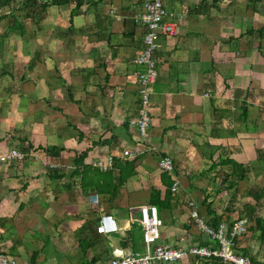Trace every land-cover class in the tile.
Returning <instances> with one entry per match:
<instances>
[{
    "label": "crops",
    "instance_id": "obj_1",
    "mask_svg": "<svg viewBox=\"0 0 264 264\" xmlns=\"http://www.w3.org/2000/svg\"><path fill=\"white\" fill-rule=\"evenodd\" d=\"M50 1L0 0V154L25 153L0 161V250L18 264L144 254L154 245L143 241L139 208L154 199L162 203L155 205L162 220L156 243L215 247L189 220L192 200L210 225L206 196L221 222L247 220L232 249L264 263V236L245 206L255 205L264 222L259 201L247 198L241 213L216 206L223 192L216 189L232 170L226 160L244 165L245 178L264 165V0L163 1L179 33L159 38L145 140L131 122L138 109L133 59L144 34L133 16L143 0ZM134 149L135 156L123 155ZM108 156L112 168L92 166ZM163 156L173 172L159 168ZM163 172L172 181L167 200ZM103 213L117 231H96ZM154 264L208 263L187 256Z\"/></svg>",
    "mask_w": 264,
    "mask_h": 264
},
{
    "label": "built area",
    "instance_id": "obj_2",
    "mask_svg": "<svg viewBox=\"0 0 264 264\" xmlns=\"http://www.w3.org/2000/svg\"><path fill=\"white\" fill-rule=\"evenodd\" d=\"M164 0H143L142 10L136 13L133 18L144 27L143 46L134 57V62L138 68L134 75L138 80V109L136 118L131 121L137 128L140 137L145 140L148 136L150 124V95L151 87L157 77L156 51L161 35L175 36L179 33V24L170 19V14L165 9ZM137 149L123 151L126 157L135 156ZM25 158V153L16 148H10L0 154V161H18ZM92 166L107 170L112 168L114 161L111 156L105 159H95ZM160 169L173 172V162L169 156H163L158 160ZM178 186L177 181L172 184L171 190L175 191ZM93 204L99 201L98 194L92 193L89 197ZM190 217L194 227L209 238L214 240L215 247L205 245H190L188 247L170 246L163 243H156L160 238V228L162 220L158 215L155 205H145L139 208L140 223L143 226V241L148 245H154L151 250L144 254H128L111 257L98 264H154L157 262L172 263L183 257L192 256L197 261H204L208 264H264L252 261L249 257L237 253L232 249L233 239L244 233L246 229L245 218H238L231 224L220 222L217 228H213L199 215L196 204L189 200ZM117 223L109 213L99 216L96 231L106 234L117 231ZM0 264H18L16 259L0 250Z\"/></svg>",
    "mask_w": 264,
    "mask_h": 264
},
{
    "label": "trees",
    "instance_id": "obj_3",
    "mask_svg": "<svg viewBox=\"0 0 264 264\" xmlns=\"http://www.w3.org/2000/svg\"><path fill=\"white\" fill-rule=\"evenodd\" d=\"M36 1L37 0H24L25 4H27V5H32ZM70 1L71 0H51L50 2L53 3V4L60 5V4H64V3H67V2H70ZM74 1H75V7H78V6H80L83 3L84 0H74ZM252 1H259V0H252ZM80 157L81 156H79L76 159V161L77 160L78 161L81 160ZM226 161L231 163L232 170L228 171V172H226V174H224V177L221 179V185L218 187V189H216L218 192L223 191V190L235 189V187L238 184V179L243 177L241 174H244L245 170H246L244 165H242L241 163L236 162L233 159H229V160H226ZM226 161H225V159L224 160L223 159L220 160L221 163H224ZM214 166H216V165H213V163H212L211 164V168H213ZM124 178L125 177L122 176L121 179H120V182L123 181ZM162 178H163L164 184L166 185V192H165L164 200H167L168 197H169V188H170V185H171L172 181L170 180L169 175L166 172H163V177ZM206 200H207V198L205 196L203 201H202V204L204 205V208H206L207 215L210 216V219H209L210 220V225L213 228H217L218 224L221 221H223L222 220V215L221 214H216L215 211L210 206V202H206ZM152 204L153 205L157 204V205L160 206L162 203L154 199ZM245 206L249 208V211H248L249 215L248 216H249L250 220L254 221L255 227H258L261 230L262 236H264V222L262 221V219L259 216H257L255 214V212H256L255 205H251V204L247 203ZM225 210L231 211L230 207L229 208L226 207ZM135 226H137V225H134V227ZM202 243H205V242H202Z\"/></svg>",
    "mask_w": 264,
    "mask_h": 264
},
{
    "label": "rangeland",
    "instance_id": "obj_4",
    "mask_svg": "<svg viewBox=\"0 0 264 264\" xmlns=\"http://www.w3.org/2000/svg\"><path fill=\"white\" fill-rule=\"evenodd\" d=\"M8 75L14 77L13 73H6L4 77L9 79ZM12 81H14V79ZM245 172L247 171L245 170ZM217 197L218 198H217L216 206H220V207L226 206L228 208L230 207V209H232L230 212L238 211L240 213L242 212V206L247 198L249 201H254V199H257L261 205L259 208V213H262L264 211V165L261 166V168L254 170L251 175L249 176L247 175V178L243 177L238 182L235 189L223 190V192L217 195ZM190 218L191 217H189V220ZM204 220L206 221L205 218ZM45 254L49 255V251H46ZM50 263L53 262H49V264ZM78 264H82V263L80 262Z\"/></svg>",
    "mask_w": 264,
    "mask_h": 264
},
{
    "label": "water",
    "instance_id": "obj_5",
    "mask_svg": "<svg viewBox=\"0 0 264 264\" xmlns=\"http://www.w3.org/2000/svg\"><path fill=\"white\" fill-rule=\"evenodd\" d=\"M203 239H204V240H208V239H210V238L208 237L207 234H204V235H203Z\"/></svg>",
    "mask_w": 264,
    "mask_h": 264
}]
</instances>
